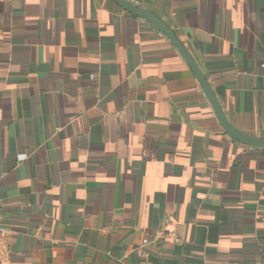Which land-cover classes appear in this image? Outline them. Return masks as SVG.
Segmentation results:
<instances>
[{
  "label": "crops",
  "instance_id": "0c3cea01",
  "mask_svg": "<svg viewBox=\"0 0 264 264\" xmlns=\"http://www.w3.org/2000/svg\"><path fill=\"white\" fill-rule=\"evenodd\" d=\"M126 1L264 138V0ZM145 238L149 264H264V148L114 0H0V264H140Z\"/></svg>",
  "mask_w": 264,
  "mask_h": 264
},
{
  "label": "water",
  "instance_id": "95a60500",
  "mask_svg": "<svg viewBox=\"0 0 264 264\" xmlns=\"http://www.w3.org/2000/svg\"><path fill=\"white\" fill-rule=\"evenodd\" d=\"M123 10L126 12L142 18L153 27L161 31L165 36L171 41V43L175 46V48L179 51V53L183 56L185 61L187 62L188 66L191 68L193 73L195 74L196 78L198 79L207 99L209 100L214 113L216 114L217 118L221 126L223 127L224 131L232 137L234 140L240 142L243 145L254 147V148H264V138L254 137L247 135L245 133L240 132L237 130L227 119L225 113L222 110L221 104L217 98V95L213 88L211 87L208 79L203 74L201 69L199 68L195 58L186 48L185 44L179 39L175 31L167 25L161 18L157 15L149 12L143 8H140L134 4L129 3L126 0H114Z\"/></svg>",
  "mask_w": 264,
  "mask_h": 264
},
{
  "label": "built area",
  "instance_id": "2783aa9c",
  "mask_svg": "<svg viewBox=\"0 0 264 264\" xmlns=\"http://www.w3.org/2000/svg\"><path fill=\"white\" fill-rule=\"evenodd\" d=\"M166 223H168L166 221ZM170 237L177 243V244H181L182 241L176 236L175 232L173 231H169ZM151 244V239L150 238H145L142 244V247L138 250L140 257L142 259V261L140 262V264H149V253L144 249L145 247H147L148 245Z\"/></svg>",
  "mask_w": 264,
  "mask_h": 264
}]
</instances>
